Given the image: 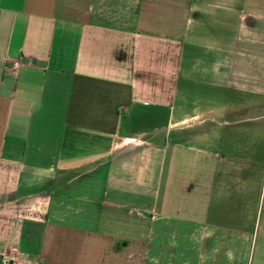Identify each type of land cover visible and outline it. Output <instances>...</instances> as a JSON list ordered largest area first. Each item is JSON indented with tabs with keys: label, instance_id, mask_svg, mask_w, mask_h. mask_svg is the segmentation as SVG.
Masks as SVG:
<instances>
[{
	"label": "crops",
	"instance_id": "0c3cea01",
	"mask_svg": "<svg viewBox=\"0 0 264 264\" xmlns=\"http://www.w3.org/2000/svg\"><path fill=\"white\" fill-rule=\"evenodd\" d=\"M234 3L191 39L186 0H0V256L238 262L264 213L243 144L264 132V23L235 37Z\"/></svg>",
	"mask_w": 264,
	"mask_h": 264
},
{
	"label": "rangeland",
	"instance_id": "374dc122",
	"mask_svg": "<svg viewBox=\"0 0 264 264\" xmlns=\"http://www.w3.org/2000/svg\"><path fill=\"white\" fill-rule=\"evenodd\" d=\"M221 0H186L187 5L190 4V6L195 7L199 5L202 10V13H191L187 14V18H190V21L187 23L186 22V30H187V36H189L191 39L194 36L193 32H196V29L199 27L198 25L201 24V22H205L208 25H210L212 28L219 29L220 28V17H224V13L218 12L212 10L210 8L216 2H219ZM198 3V4H197ZM235 6V13L231 14L232 19L230 23H234V33L235 37L238 36V31L240 29V21H248L249 24L251 25H256L260 22L263 24V20H259L258 14L264 16V0H235L234 3ZM245 15V16H244ZM251 17H254L256 19H252ZM254 21H252V20ZM217 23V24H216ZM257 27V26H256ZM218 32V31H216ZM197 42L196 44H202L204 46L207 45V42L203 41H198L195 39ZM186 46L185 49L187 50V54L193 53L192 47H190V39L186 40ZM189 86L192 88L194 86V83L192 81H189ZM181 96L179 98V101L177 103L178 106H180L181 103L186 105L184 107V113L186 114H194V109H193V104L192 101L194 100V95L193 97L189 98L188 95H179ZM238 95L235 92L234 98H237ZM241 97V96H240ZM239 97V98H240ZM250 98L254 99L257 101V99L262 100V98H258L256 96L250 95ZM190 99V100H187ZM244 100H246V97H244ZM235 102V101H234ZM251 113L249 114L250 121L255 120L257 118L260 119V125L264 124V118L262 112L264 111H257V110H251ZM260 126V128H261ZM257 130L256 128L251 129L250 132V139L247 142H244V152L249 153V157L251 160V174L256 175V170L259 169H264V132L263 134L261 133L260 135H257ZM231 144L235 145V142H232ZM255 160V164L252 163V161ZM262 194V206L264 207V191L261 193ZM261 194H260V199H261ZM141 210V209H139ZM138 209H135V212H140ZM141 212L144 213V211L141 210ZM135 219L132 221V223L135 226H140L139 228L142 229L140 231L144 233L143 228L146 227V224H148L145 221V217H134ZM263 220H259L257 222L251 223L250 225V238L248 239V248L244 251L243 253L236 255L238 257V262L236 264H264V213L262 215ZM175 225V224H174ZM185 225L188 227L189 224L185 223ZM138 231V230H137ZM138 233V232H137ZM142 236L138 238L140 242L143 240L141 238Z\"/></svg>",
	"mask_w": 264,
	"mask_h": 264
},
{
	"label": "built area",
	"instance_id": "2783aa9c",
	"mask_svg": "<svg viewBox=\"0 0 264 264\" xmlns=\"http://www.w3.org/2000/svg\"><path fill=\"white\" fill-rule=\"evenodd\" d=\"M19 63L18 62H14L13 64V69L18 68ZM0 264H16L15 259L9 258L7 256H0Z\"/></svg>",
	"mask_w": 264,
	"mask_h": 264
}]
</instances>
